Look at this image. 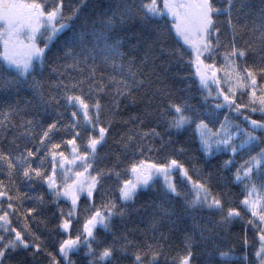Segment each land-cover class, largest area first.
Masks as SVG:
<instances>
[{
    "label": "snow or ice",
    "instance_id": "obj_1",
    "mask_svg": "<svg viewBox=\"0 0 264 264\" xmlns=\"http://www.w3.org/2000/svg\"><path fill=\"white\" fill-rule=\"evenodd\" d=\"M80 255L264 264V0H0V264Z\"/></svg>",
    "mask_w": 264,
    "mask_h": 264
},
{
    "label": "trees",
    "instance_id": "obj_2",
    "mask_svg": "<svg viewBox=\"0 0 264 264\" xmlns=\"http://www.w3.org/2000/svg\"><path fill=\"white\" fill-rule=\"evenodd\" d=\"M236 231L237 232L239 231V226H237ZM236 254H237V256H239V255L242 254L241 251H240V249H239V247H237V253ZM73 259L76 260L78 262V264H81V262L84 260V257L82 255H80V256H74ZM121 264H128V261L126 259L125 260H122L121 261ZM237 264H239V261H237Z\"/></svg>",
    "mask_w": 264,
    "mask_h": 264
}]
</instances>
